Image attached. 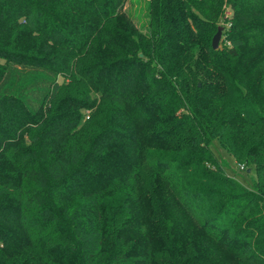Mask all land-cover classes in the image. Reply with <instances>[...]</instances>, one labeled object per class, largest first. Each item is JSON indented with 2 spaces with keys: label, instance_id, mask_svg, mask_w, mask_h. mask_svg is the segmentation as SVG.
Masks as SVG:
<instances>
[{
  "label": "trees",
  "instance_id": "1",
  "mask_svg": "<svg viewBox=\"0 0 264 264\" xmlns=\"http://www.w3.org/2000/svg\"><path fill=\"white\" fill-rule=\"evenodd\" d=\"M127 2L0 0V264H264V0Z\"/></svg>",
  "mask_w": 264,
  "mask_h": 264
},
{
  "label": "rangeland",
  "instance_id": "2",
  "mask_svg": "<svg viewBox=\"0 0 264 264\" xmlns=\"http://www.w3.org/2000/svg\"><path fill=\"white\" fill-rule=\"evenodd\" d=\"M126 11L134 18L135 22L141 27L142 30H147L148 28V21H149V5L148 0H128L126 4ZM230 13L226 14V19L228 20L230 17ZM227 22L221 23L220 26L224 27L222 40L224 39L225 33V26H227ZM220 43V46H221ZM63 78H61V81ZM88 114V113H87ZM213 150L218 155V157L222 159H226L230 163V170L229 173L233 174L237 179L243 182L246 185H250L252 180L255 178V172L252 171L250 173L246 172L245 170H241L239 165L234 160V158L225 150L223 149L220 144L215 141L212 145Z\"/></svg>",
  "mask_w": 264,
  "mask_h": 264
},
{
  "label": "water",
  "instance_id": "3",
  "mask_svg": "<svg viewBox=\"0 0 264 264\" xmlns=\"http://www.w3.org/2000/svg\"><path fill=\"white\" fill-rule=\"evenodd\" d=\"M223 31H224V27L219 26V28H218V30H217V32L214 35L213 40H212V45H213L214 49H218L220 47ZM250 170L251 169H249L248 172H250Z\"/></svg>",
  "mask_w": 264,
  "mask_h": 264
},
{
  "label": "built area",
  "instance_id": "4",
  "mask_svg": "<svg viewBox=\"0 0 264 264\" xmlns=\"http://www.w3.org/2000/svg\"><path fill=\"white\" fill-rule=\"evenodd\" d=\"M239 167H240L241 170H245L246 169L245 164H240Z\"/></svg>",
  "mask_w": 264,
  "mask_h": 264
}]
</instances>
